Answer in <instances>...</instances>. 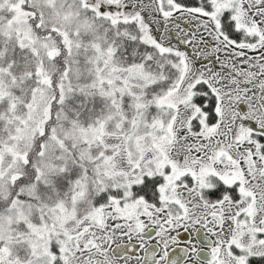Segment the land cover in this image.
I'll use <instances>...</instances> for the list:
<instances>
[{"label":"snow or ice","instance_id":"snow-or-ice-1","mask_svg":"<svg viewBox=\"0 0 264 264\" xmlns=\"http://www.w3.org/2000/svg\"><path fill=\"white\" fill-rule=\"evenodd\" d=\"M0 264H264V0H0Z\"/></svg>","mask_w":264,"mask_h":264}]
</instances>
